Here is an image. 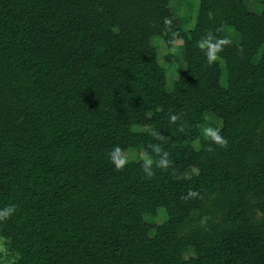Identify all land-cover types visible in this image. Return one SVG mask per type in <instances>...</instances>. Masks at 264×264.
Segmentation results:
<instances>
[{
  "label": "trees",
  "instance_id": "16d2710c",
  "mask_svg": "<svg viewBox=\"0 0 264 264\" xmlns=\"http://www.w3.org/2000/svg\"><path fill=\"white\" fill-rule=\"evenodd\" d=\"M171 1L0 0V212L15 206L0 238L13 264H264V0L257 14L196 0L185 32ZM224 25L240 40L209 66L197 43ZM151 38L182 41L169 90ZM206 112L227 148L201 138ZM117 146H141L154 175L142 161L117 171ZM158 209L160 224L143 220Z\"/></svg>",
  "mask_w": 264,
  "mask_h": 264
},
{
  "label": "rangeland",
  "instance_id": "374dc122",
  "mask_svg": "<svg viewBox=\"0 0 264 264\" xmlns=\"http://www.w3.org/2000/svg\"><path fill=\"white\" fill-rule=\"evenodd\" d=\"M244 5L246 9L254 14L260 12L261 0H244ZM170 10L173 12L172 16L177 20L178 24L182 30L188 31L192 28L194 17L197 8L196 0H172L169 4ZM221 37L230 41V44H237L240 40L239 35L229 26L221 27ZM150 45L155 49L157 55L158 64L165 69V86L169 90L172 82L177 78L180 71L184 69L183 62V52H182V41L180 39L175 40V42L170 46L166 47L163 42L157 38L150 39ZM264 45L260 47L258 53L263 49ZM171 56V62H165V56ZM220 63V79L219 83L221 86L225 84V72L221 62ZM219 120L211 113L206 112L203 114V123L199 126V134L202 139H209V137L204 135L206 128H219ZM132 130L150 132L149 127L133 126ZM194 149L197 148V141H193L190 144ZM122 155L126 157L127 161H142L146 162L150 160V157L143 152L141 146L135 149H127L122 151ZM195 174V170L192 168H187L180 174L181 179H187ZM196 217V216H195ZM143 220L147 223H153L154 225L160 224L165 220V214L161 209L157 210L155 217L151 220L150 216L144 215ZM255 222L264 227V215L257 212L254 216ZM195 223L189 225L193 227ZM192 255V251L187 249L183 254V258H187ZM0 264H13L12 255L6 245V242L0 238Z\"/></svg>",
  "mask_w": 264,
  "mask_h": 264
},
{
  "label": "clouds",
  "instance_id": "9594fccd",
  "mask_svg": "<svg viewBox=\"0 0 264 264\" xmlns=\"http://www.w3.org/2000/svg\"><path fill=\"white\" fill-rule=\"evenodd\" d=\"M209 18H212V14L209 13ZM171 22L169 20H165V24H170ZM230 44L229 40L226 39H216L211 32H209L206 36V38H202L200 41H198L197 46L199 49L205 51L206 60L209 66L216 63L221 59L219 56V53L223 51V48L225 45ZM178 119L177 115L171 116V121L173 123L176 122ZM204 135L209 137L212 142H214L216 145H218L221 148H227L228 141L220 134V129L216 128H206L204 131ZM159 151V149H157ZM167 154L165 153V156ZM110 161L115 165V169L117 171H122L125 165L127 164V159L122 155V150L117 146L115 147L112 152L109 154ZM152 161L148 160L145 162L144 165V171L146 172V175L148 178H151L154 173L150 171V165ZM161 167L167 166V161L162 160L160 162ZM197 193L189 191V196H195ZM187 199V197H185ZM15 211V206L7 207L4 211L0 212V221L6 220L11 217L13 212Z\"/></svg>",
  "mask_w": 264,
  "mask_h": 264
}]
</instances>
